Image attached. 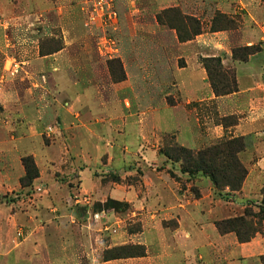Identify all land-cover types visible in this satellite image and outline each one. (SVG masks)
<instances>
[{
  "label": "crops",
  "instance_id": "obj_1",
  "mask_svg": "<svg viewBox=\"0 0 264 264\" xmlns=\"http://www.w3.org/2000/svg\"><path fill=\"white\" fill-rule=\"evenodd\" d=\"M136 1H122L131 16L135 15V22L123 27L118 16L117 36L113 32L117 48L113 57L120 59L125 73V80L119 83L111 80L106 64L109 57L97 63L103 66L96 71V63L88 52L84 56L78 54L82 42L71 27L61 29L64 33L61 50L40 56V38L29 25L30 10H23L29 25L23 29L30 35L23 32L22 37L20 30L14 28L15 39L0 44V150L8 149V141L20 143L40 138L42 129L52 127L60 139L57 142L67 144L60 147L59 160L65 154H72L70 159L82 160L81 167L72 168V172L80 179L78 192L89 194L100 187L96 174L99 169L110 172L135 159L148 165L151 161L159 163L160 133L172 135L182 146L196 150L223 136L243 137L246 151L242 155L246 163L254 161L248 167L242 190L258 193L264 187V3L246 0L247 15L236 30L211 32L203 26L192 40L180 42L174 29L158 24L153 13L145 16V8L136 7ZM206 1L190 0L187 4V0H174L170 5L184 9V14L191 15L187 13L191 10L195 13L191 16L196 17L204 13ZM164 2L152 0L156 12L166 7ZM90 5L91 1L82 5L83 18H87ZM45 23L46 19L42 24ZM91 28L97 31L100 26ZM2 46L8 50H1ZM250 46H258L260 50L246 62L232 58L234 48ZM206 58H220L225 69L235 71L236 92L215 97L202 64ZM98 78L104 79L103 88L95 85ZM79 85L82 89L78 90ZM157 96L162 98L157 100ZM209 106H213L218 117L236 115L237 124L230 128L215 124L212 115L206 114ZM131 129L133 133H129ZM121 137L129 139L128 142L121 139L122 146ZM17 153V157L22 155L19 150ZM8 154L6 151V157ZM105 154L109 156L101 163ZM93 161L95 166L90 165ZM17 170L23 171L20 165ZM39 172L33 186L41 191L43 188L37 184L44 173ZM13 178V172L0 170V188H9ZM156 178L151 182L144 178V190L141 196L135 193L136 202L143 211L147 206L152 210L155 207L168 210L137 214L135 220L143 223L138 234L128 233L123 220L116 215L80 218L69 201L40 200L22 216L13 212V208L25 202L0 204V264H198L202 254L198 255L200 251L191 241L213 236L205 233L206 218L198 210L199 203L191 205L185 201V194L180 193L176 182ZM257 181L260 185L255 189ZM125 201L132 204L133 199ZM136 202L133 206L138 210ZM192 209L200 216L193 217ZM174 219L177 223L174 229L162 225L163 220ZM17 227H22L28 236L21 248L16 249L13 245ZM32 239L36 242L32 243ZM167 241H173L172 248L166 245ZM263 242L255 238L242 245V251L247 252V257L259 255L264 252ZM130 244L144 245L145 256L105 255L112 248Z\"/></svg>",
  "mask_w": 264,
  "mask_h": 264
},
{
  "label": "rangeland",
  "instance_id": "obj_2",
  "mask_svg": "<svg viewBox=\"0 0 264 264\" xmlns=\"http://www.w3.org/2000/svg\"><path fill=\"white\" fill-rule=\"evenodd\" d=\"M90 1L92 0H0V44L4 43L5 45L8 41H12L13 39H15V36L13 34L14 32L12 31L14 28L19 29L22 35L24 32L23 27L27 28L30 25V29H32L31 31L34 32L33 34L39 36L40 38L38 41L39 55L47 56L61 50V48L63 47L64 38V33L62 34L61 29L64 27H69L68 29H70L71 27L72 31L75 32V36H77L79 42H82L81 48H78V54L80 56H84L88 52L90 58L93 59V61L96 63V71H100L103 66L102 63H97H100L104 60V58L109 57V59L107 58L108 60H106V64L110 74L108 61L111 59H120L118 57H113L117 52L111 55L105 54L104 56L99 57L97 53L98 42L101 38L103 39V36L110 37L114 43L112 47L116 48V43L113 37L115 33L113 32L116 30V27L118 25V16H120L121 25L123 27H125V25H131L133 21L135 22L136 17L135 15L131 16V11L128 9V7L122 4V1L124 2L126 0H113V9L116 12L115 21H104V18H102L100 14V17L97 18L96 22L94 23L95 26H100V28L97 29V31H94V28L86 26L87 20L81 15V8L83 7L82 5L85 2ZM177 1L179 2V0ZM187 1L188 2L186 3L189 4L190 0ZM248 1L207 0L204 13L202 15L200 13L196 17L191 16L195 14L191 10H187V13H191V15L184 14V9H181L179 6L170 5L171 2H174V0H165L164 4L166 7L158 10L157 12L156 6L152 5V0H137L135 2V5L139 8H145V12H147L145 16H149V13H153L155 17L158 14H161L163 26L169 29L171 28L168 25H173L176 23L175 15L180 14L184 18L188 17L190 19H195L196 21H198L201 32L203 26H206V31L210 30L211 32H214L212 31L213 28L216 29L214 20L216 21L219 15L225 17L226 20H222V22H219V24L217 25L218 28H225L223 29L225 31L238 29L242 24V18L247 15V11L249 8H247V6L249 5H247ZM261 2L264 3V0H261ZM242 4L245 5L244 8ZM217 6L219 7V9ZM27 9L30 10L29 25L24 19L25 16L23 14V10ZM47 10H49V12H45ZM225 10L227 11L223 13V11ZM163 11H166L167 13L163 15ZM45 19L46 23L42 24ZM227 21L232 22L235 25V28L230 29L229 24L227 25ZM16 22L17 24H15ZM196 28L197 26L193 22L191 23L190 21H188L183 30L185 31L184 34L191 33L195 31ZM115 32L116 34L114 36H117V31ZM24 34H26L27 36L30 35L27 31H25ZM1 50L8 49H6L5 46H2ZM1 56L2 52H0V58ZM7 66H9V64ZM99 74L101 76L100 72ZM110 77L113 83H119L115 82L116 80H114V77H112L111 74ZM117 78L118 77H116V79ZM95 80L96 86H101V88L104 87V79L100 80L98 78ZM77 89H82V86L79 85ZM161 98L162 96L156 97L157 100H160ZM209 113L213 117V122L215 124L222 125L223 128L233 127L234 125L232 126V124L236 119L238 122V118L236 115L218 117L213 106H209L208 108H206V114L208 115ZM193 117L194 116L192 115V119ZM128 131L129 133L134 132L133 129ZM40 132L41 139H26L25 141L20 143L8 141V149H6L5 147L3 151H1L2 149L0 150V152L3 153V155L0 153V170L2 172L10 171L14 174V178L9 182V184H11L9 185L10 187L0 188V204L6 202L8 203V205H11V203L15 204L17 201H21L23 203L25 202V204H23L22 206H15V209L13 208V212H19L22 216V213L30 212V210H32V207H34V202L38 203L40 200H49L56 202L59 200L66 202L69 201L72 205L73 210L79 213L80 218L81 216L84 218V215H88L89 218H99L109 214L116 215L123 220V224L126 226V230L128 231V233L138 234L139 232H142L143 223L141 224V222L135 220V218L140 213L149 211L151 214L153 212L157 214V211L158 213H161V211L168 210L166 207H164L162 210H158L155 207L152 210L147 206V209L144 207L143 211L141 210L138 202H136L135 193L138 196H141V192L144 190V178H147V182H151L152 180H156V177L159 176L164 181L176 182L179 186L180 193L185 194V201H190L191 205H193V203L197 201L199 203L198 210H201V213L204 215L202 217L206 218L205 227L207 230H205V233L207 236L210 234H213V236H210L206 240L198 241V239H193L194 241H191L193 246L198 247V252L200 251L198 255L202 254V259H199L198 264H264V252L259 255L256 254L253 257H247V252L244 253L241 248L242 245H246L252 242V240L255 238H259L264 241V214L260 212L261 207L258 206H262V197L260 195L261 189L258 193L247 191L243 192L242 188L244 182L241 189L237 192L231 193L227 187L216 189L206 175L196 174L194 176H190L188 174H183L181 172V162L168 160L164 156V154H162L164 148L171 149L172 146L183 147L197 152L208 148L218 143L219 141L232 138L223 136L220 139L211 141V143L206 144L200 149L196 150L187 146H182L172 135L160 133L158 138V154L160 155V159L162 160V162L161 160L159 163L151 161V164L148 165L144 164L145 162L141 161L140 159H135L131 162H128L126 165L124 164L123 166L115 167L116 160H114L112 165L115 168L110 172L101 171V169H99L98 167L99 170L96 172V174L97 176H99V189L89 194H81L78 192V190L80 189V179L76 177L77 175L75 176L73 174L72 168H74L75 170L80 168L83 164L82 160L70 159L69 157L72 154H65V157L64 155H62V158L64 159L59 160L61 154L60 147H62L65 143L62 145L60 142H57L60 139L54 133V129L52 127H47L45 128V130L42 129ZM146 135L149 136L148 133H146ZM4 139L6 141L5 137ZM121 139L125 140L126 142L129 141V139H123L122 137L119 138L120 146H122ZM132 139H134V136H132ZM45 145H50L51 147H45ZM0 148H2V145H0ZM18 150L22 155L19 154V156L17 157L15 154H18ZM6 151L7 153H9L8 157H6ZM245 151L246 146L244 151L239 154V158L244 166L249 167V165H251L254 160L246 163L245 158L242 155ZM170 153L175 156L173 152ZM23 154L26 155L23 156ZM31 154L34 155V157ZM106 155L109 156V154H105L100 158L101 163L105 162ZM26 156H31L33 158L34 163L38 169V177L40 174L39 171L44 173L42 176L43 179L37 184L40 185L41 188H43V190L41 191H38V189H34V182L29 187H22L20 185V179L24 176L25 173L21 159ZM18 165H20V167H22L23 169V171L20 173L19 170H17ZM90 165L95 166L94 161L90 163ZM119 168L122 169L119 170ZM248 173L249 168L247 170V175ZM262 179H264V176H262ZM258 184L260 185L259 181H257L255 189L259 186ZM85 187L88 188V186ZM113 188H116L115 191H112ZM106 189H108V191ZM110 194L112 198H110ZM114 197H116V199H114ZM125 198L133 199L132 204L126 202ZM107 199L118 201L119 203H122L123 206L119 207L118 210H110L109 208L107 209L104 206V202ZM149 201L150 200H148V202ZM135 202L139 207L138 210H135L133 206V203ZM36 210L39 211L38 208ZM46 210L49 211L50 209L47 208ZM193 211L196 210L192 209L193 217L197 218V216H200V214H196ZM36 218L39 219V216H37ZM234 218L244 219L245 223L242 227V230L247 232L253 230L256 231V233L253 234L249 241L240 243L235 233L230 232L227 234H220L217 231L215 225L217 222ZM175 223V219L174 221L163 220L162 225L164 227L174 229ZM22 229V227H17L15 231V241L13 246L16 249L21 248L23 240L28 236V233H26V231L24 230L22 231ZM244 231H241V235L247 237L248 234H246L247 232ZM35 239L37 240V237ZM35 242L36 241L32 239V243ZM172 242L173 241H167L166 245L169 246V248H172ZM133 246L136 247L135 245L131 244L122 245L121 247L131 248ZM200 248L201 250H199ZM114 249L115 248H112L110 251H114ZM113 251L111 253H114ZM136 251H141L140 254L143 251L144 254L142 256H145L146 247L141 244L137 247Z\"/></svg>",
  "mask_w": 264,
  "mask_h": 264
},
{
  "label": "trees",
  "instance_id": "obj_3",
  "mask_svg": "<svg viewBox=\"0 0 264 264\" xmlns=\"http://www.w3.org/2000/svg\"><path fill=\"white\" fill-rule=\"evenodd\" d=\"M166 13V11L162 12L163 15H165ZM175 16L176 25L173 24L168 26L171 29L176 30L178 40L180 42L192 40L195 36L201 33L199 23L195 19H190L188 17L184 18L180 14H176ZM156 20L158 23H160V25H163L161 14H158L156 16ZM222 20H226L222 15H219L216 21L214 20L216 29L213 28L212 31L215 32L225 29L217 27L219 22H222ZM188 21H190L191 23L193 22L197 26V28L191 33L184 34L185 31L183 30ZM228 24L230 29L235 28V25L232 22L227 21V25ZM259 50L260 48L258 46L234 48L232 50V58L236 61L246 62L249 56L256 54ZM202 64L206 71L208 82L215 97L229 95L237 91L235 71L232 69L226 70L222 66L220 58H206L202 60ZM108 66L110 69V74L112 75V77H114V80H116L115 82H121L125 79V73L120 60H109ZM116 77L118 78L116 79ZM236 124L237 119L232 124V126H235ZM245 146L246 144L243 137H235L232 139L219 141L218 143L197 152L183 147L172 146L171 149L164 148L162 154H164V156L168 160L181 162V172L183 174H188L190 176H194L196 174L206 175L212 182L214 188L220 189L222 187H227L229 191L233 193L241 189L242 184L247 176L248 167L244 166L239 158V154L244 151ZM170 152H173L175 156H173V154H171ZM21 162L25 173L24 176L20 179V185L22 187H29L33 184L34 180L38 178V169L31 156L22 158ZM260 195L262 197V206H258L261 207L260 212L264 214V187L261 189ZM104 206L107 209L109 208L110 210H118L119 207L123 205L118 201L107 199L104 202ZM244 223V219L234 218L219 221L215 225L217 231L220 234L233 232L236 234L238 241L240 243H244L249 241L253 234L256 233V231L254 230L250 232L242 230ZM241 231L247 232V237L241 235ZM137 247L138 246H133L131 248L119 247L115 248L114 251L112 250L114 253H111L112 251H108L105 255L107 258L142 256L144 252L142 251L141 254V251L137 252Z\"/></svg>",
  "mask_w": 264,
  "mask_h": 264
},
{
  "label": "built area",
  "instance_id": "obj_4",
  "mask_svg": "<svg viewBox=\"0 0 264 264\" xmlns=\"http://www.w3.org/2000/svg\"><path fill=\"white\" fill-rule=\"evenodd\" d=\"M87 12V22L86 26H93L96 22L97 18L100 17L104 18V21H115L116 12L113 9V0H92L90 7L86 10ZM106 26V25H105ZM113 41L110 37L103 36L98 42V51L101 55L105 54H113L116 53V48L113 46Z\"/></svg>",
  "mask_w": 264,
  "mask_h": 264
}]
</instances>
